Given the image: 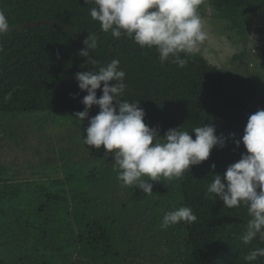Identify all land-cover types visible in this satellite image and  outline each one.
Returning a JSON list of instances; mask_svg holds the SVG:
<instances>
[{"label":"trees","instance_id":"trees-1","mask_svg":"<svg viewBox=\"0 0 264 264\" xmlns=\"http://www.w3.org/2000/svg\"><path fill=\"white\" fill-rule=\"evenodd\" d=\"M213 6L243 38L249 17L264 14V0H214ZM93 7L92 0H0V10L10 24L9 31L0 36V101L4 102L0 114L83 111L87 92L79 88L76 74L98 71L117 60L119 70L126 73L121 99L139 102L146 113L145 123L161 136L173 128L192 133L196 127L212 124L218 136L227 137L225 146H215L202 162V170L198 167L202 163L189 169L191 187H185L184 199L197 201V189L209 186L215 174L222 175L229 162H237L246 152L242 136L249 116L264 109V81L227 72L195 53L180 54L187 60L183 68L170 60L161 63L155 47H141L126 34L114 37L111 31H102L90 15ZM39 21L43 22L22 27ZM90 33L97 39V48L89 50L95 65L80 54ZM102 87L103 82L98 98ZM99 111L93 105L89 113ZM192 136L195 139V133ZM236 140L241 141L239 147ZM101 151V155L108 154ZM43 180L27 184L14 176L0 177V264H78L75 256L83 255H90L92 261L104 259L105 264H126L116 241L125 239L135 226L127 206L119 209L123 217L85 222L84 203H79L73 216L66 182L52 180L44 188ZM79 199L76 192L74 202ZM195 205L198 209L213 206L216 214L210 234L212 245H217L212 250L215 257L202 264H247L242 255L231 254L228 246L239 245L235 251L264 247L259 237L248 245L241 239L251 219L246 205L228 208L222 200L208 199ZM79 246L83 251L76 254ZM251 264H264V257Z\"/></svg>","mask_w":264,"mask_h":264},{"label":"rangeland","instance_id":"rangeland-1","mask_svg":"<svg viewBox=\"0 0 264 264\" xmlns=\"http://www.w3.org/2000/svg\"><path fill=\"white\" fill-rule=\"evenodd\" d=\"M213 2L205 0L200 6L208 38L193 53L204 56L211 64L227 72L259 77L264 81V14L249 17L246 37L243 38L217 14ZM3 105L4 102L0 101V106ZM77 112L0 114V177L14 176L27 184L33 179L45 177L41 182L44 188L52 180L66 182L67 200L72 205L73 216L79 203H84L85 222L92 218L111 219L119 215V209L127 206L126 211L135 218V226L126 233L125 239L116 241L118 252L126 264L210 262L215 257L212 250L217 246L212 245L214 236L210 235L213 233L215 208L203 206L198 209L195 202L208 199L215 203L220 201L219 197L207 193L208 186H202L201 191L197 189L200 196L197 201L190 203L187 196L185 200V187H191L188 179L190 170L180 178L160 177V181H149L153 184L150 195L135 185L121 187L122 182L117 178L120 170L115 165L114 156L101 155L103 146L97 149L84 143L88 120H79L75 117ZM97 114L89 113V116ZM230 164L222 171L225 172ZM198 167L203 169L205 165L202 163ZM143 179L148 180L149 177ZM76 192L80 195V199L75 201L77 203L74 202ZM180 206H190L197 221L192 224L181 221L161 229L164 214ZM239 248V245L228 246L231 254L235 257L242 255L244 259L249 250L235 251ZM80 251L83 250L79 246L76 254ZM90 257L75 256V259L78 264H105L104 259L92 261Z\"/></svg>","mask_w":264,"mask_h":264},{"label":"clouds","instance_id":"clouds-1","mask_svg":"<svg viewBox=\"0 0 264 264\" xmlns=\"http://www.w3.org/2000/svg\"><path fill=\"white\" fill-rule=\"evenodd\" d=\"M87 2V0H86ZM93 20L100 23L101 30L111 31L114 37L126 34L141 47H155L161 63L169 61L183 68L187 60L181 53L191 54L203 44L208 33L199 12L205 0H92ZM10 29L3 10H0V36ZM86 48L81 55L89 58V63L97 61L89 50L97 48L96 35L90 33L84 40ZM126 73L119 70V61L113 60L98 71H82L76 74L78 86L87 95L83 97V111L75 113L79 120H88L84 143L99 149L101 146L114 156L119 168L118 180L121 187H139L147 195L153 191L149 181L180 178L191 166L209 159L212 149L225 146L227 137L218 136L212 124H204L192 133L179 128L169 129L161 136L157 129L145 123V110L139 102L121 99L125 89L123 78ZM115 81V84L109 82ZM102 87L98 98L97 90ZM10 98V94L5 100ZM93 105L100 111L90 117ZM235 137V133L229 134ZM246 152L228 166L221 174H215L207 187V193L215 194L228 208L247 206L251 219L245 234L241 237L245 245L253 240L264 241V109L251 114L242 136ZM239 147L241 141H235ZM215 168V165L212 166ZM149 177L148 180L143 177ZM226 181V183H225ZM181 221L192 224L197 216L190 206H180L166 212L160 224L167 229ZM264 257V247H255L244 256L247 264Z\"/></svg>","mask_w":264,"mask_h":264},{"label":"water","instance_id":"water-1","mask_svg":"<svg viewBox=\"0 0 264 264\" xmlns=\"http://www.w3.org/2000/svg\"><path fill=\"white\" fill-rule=\"evenodd\" d=\"M41 22H43V21H39V22H36V23L24 24V26H22V27L33 26V25H36V24H40Z\"/></svg>","mask_w":264,"mask_h":264}]
</instances>
